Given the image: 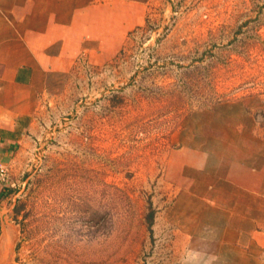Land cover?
Instances as JSON below:
<instances>
[{"label":"rangeland","instance_id":"rangeland-1","mask_svg":"<svg viewBox=\"0 0 264 264\" xmlns=\"http://www.w3.org/2000/svg\"><path fill=\"white\" fill-rule=\"evenodd\" d=\"M130 1L140 23L43 83L4 165L14 262L264 264L263 202L227 174L264 162V0Z\"/></svg>","mask_w":264,"mask_h":264},{"label":"crops","instance_id":"crops-1","mask_svg":"<svg viewBox=\"0 0 264 264\" xmlns=\"http://www.w3.org/2000/svg\"><path fill=\"white\" fill-rule=\"evenodd\" d=\"M60 3L20 0L4 7L0 4V164L13 160L31 132L34 98L42 94L43 83L69 71L85 44L91 55L95 44L101 50L117 49L144 13L142 5L130 0H87L61 18ZM204 164L203 159L200 167ZM227 174L237 190L253 194L264 205V162L260 167L232 163ZM247 215L257 225L250 231V242L264 252V208ZM16 238L15 226L0 212V264H17L13 260Z\"/></svg>","mask_w":264,"mask_h":264},{"label":"built area","instance_id":"built-area-1","mask_svg":"<svg viewBox=\"0 0 264 264\" xmlns=\"http://www.w3.org/2000/svg\"><path fill=\"white\" fill-rule=\"evenodd\" d=\"M6 176V167L3 164H0V184L5 181Z\"/></svg>","mask_w":264,"mask_h":264}]
</instances>
